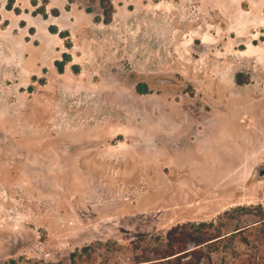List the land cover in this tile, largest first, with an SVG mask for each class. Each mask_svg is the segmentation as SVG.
<instances>
[{
  "label": "rangeland",
  "instance_id": "1",
  "mask_svg": "<svg viewBox=\"0 0 264 264\" xmlns=\"http://www.w3.org/2000/svg\"><path fill=\"white\" fill-rule=\"evenodd\" d=\"M7 1L0 264H129L177 225L264 219V0Z\"/></svg>",
  "mask_w": 264,
  "mask_h": 264
},
{
  "label": "trees",
  "instance_id": "2",
  "mask_svg": "<svg viewBox=\"0 0 264 264\" xmlns=\"http://www.w3.org/2000/svg\"><path fill=\"white\" fill-rule=\"evenodd\" d=\"M105 1L101 0V5L104 6L105 16L108 17L111 4L105 6ZM14 6L15 0L7 1V10L16 11ZM58 14L59 11L55 10L54 15ZM50 30L57 33L54 28ZM70 61V55L66 54L63 61L56 63L59 73L64 72L65 65ZM74 70L78 71L77 68ZM237 82L241 84V81ZM137 91L146 93V85L139 84ZM209 227L213 225H177L169 230L165 237H156L137 249L129 264H215L213 254L221 255L220 264H264V219L255 226L241 228L225 235L220 231L214 233L207 230ZM250 236H254V239L251 240ZM238 238L239 243L245 247L244 250L234 246ZM97 260L89 246L70 254V264H98ZM10 264L15 262L11 261Z\"/></svg>",
  "mask_w": 264,
  "mask_h": 264
},
{
  "label": "water",
  "instance_id": "3",
  "mask_svg": "<svg viewBox=\"0 0 264 264\" xmlns=\"http://www.w3.org/2000/svg\"><path fill=\"white\" fill-rule=\"evenodd\" d=\"M260 175H261V176L264 175V171H261V172H260Z\"/></svg>",
  "mask_w": 264,
  "mask_h": 264
}]
</instances>
